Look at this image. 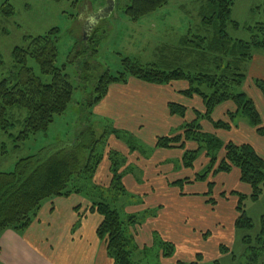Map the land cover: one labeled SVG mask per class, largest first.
I'll list each match as a JSON object with an SVG mask.
<instances>
[{"label":"trees","instance_id":"obj_1","mask_svg":"<svg viewBox=\"0 0 264 264\" xmlns=\"http://www.w3.org/2000/svg\"><path fill=\"white\" fill-rule=\"evenodd\" d=\"M167 3L168 0H131L123 12L129 21L135 23L155 13ZM233 5L234 0H206L198 12L205 37L199 38L197 42L183 39L179 50L162 54L160 59L152 64L142 65L136 60L124 58L121 61V71L117 75L107 72L99 78L95 85V95L89 104L96 105L105 96L108 86L126 83L130 77L154 85L185 81L189 87L182 94L188 98L198 96L203 100L205 112L202 118L210 122L215 129L229 130L231 124L215 122L211 115L217 106L230 101L234 104L235 111L228 113V118L231 121L235 117L245 118L259 135L264 136L262 117L252 98L242 91L250 62L254 57L264 55V19L252 27L241 28L238 22L232 19ZM1 14L9 17L12 11L8 8L1 11ZM230 30H244L250 34V38L246 41L235 39L230 35ZM24 41H28L27 47L16 48L12 53L14 69L19 72L17 75H11V79L16 81L13 82L10 78L0 81V132L8 133L14 126L13 122L20 123L22 130L12 139L15 144L26 142L31 136L47 131L55 117L66 112L75 90L70 77L64 72L65 68L55 66L57 46L52 33L25 38ZM88 43H93L92 37H87L86 42L82 44L83 54L89 59L97 51ZM74 53L76 56L73 59L81 71L79 79L86 80L88 75L84 74L89 72L90 62L86 59L85 62L82 59L84 63L79 62L81 53L78 50H74ZM28 59L39 65L41 73L51 77L49 84H42L33 76L32 69L27 67ZM253 84L264 98V80L254 79ZM15 109L19 113H26L22 121L15 120L12 112ZM168 110L171 115L180 118H183L186 112L184 106L174 103L168 104ZM98 142L100 139L90 137V144H84V137L80 132L72 142L51 144L40 150L37 155L19 160L13 170L0 172V236L6 230L23 232L46 200L68 197L83 191L81 187L78 188L77 183L74 185L72 182L77 176L90 177L94 172L100 160L94 153ZM187 142H194L197 148L184 152L182 162L185 168H192L202 151H205L209 159L202 173L195 175L196 181L204 182L210 174L229 173L233 168L239 170V180L250 188V193L230 194L238 201L234 228L235 232H252L254 224L246 214L243 203L247 199L257 202L263 192L264 159L247 144L229 142L221 145L215 137L203 132L196 120L183 125L180 135L158 138L156 147L185 149ZM17 147L18 145H15V148ZM222 149L224 155L219 160L218 155ZM115 167L112 170V183L122 192L121 178ZM186 183H189L187 179L178 180L174 185L183 189ZM208 189V195H211V182L208 183ZM208 204L213 206L215 201L210 199ZM90 211L101 218L97 237L105 243L113 264H136L132 241L125 232L126 226L134 224L135 218L129 217L127 221H123L117 210L104 201L92 203ZM260 225V232L254 238L247 234L242 239L243 244L253 251L255 260L260 248H264V216L260 219ZM252 240L258 245L252 247L254 249L249 247ZM161 244L163 257L172 256V244ZM220 251L221 254L224 253L223 247H220ZM200 261L201 256L197 255L196 261L189 264H199ZM259 264H264V261Z\"/></svg>","mask_w":264,"mask_h":264},{"label":"crops","instance_id":"obj_2","mask_svg":"<svg viewBox=\"0 0 264 264\" xmlns=\"http://www.w3.org/2000/svg\"><path fill=\"white\" fill-rule=\"evenodd\" d=\"M260 68H264V57H254L242 91L252 98L262 117L264 107L260 104H264V98L253 84L254 79L263 78L260 71L257 72ZM188 87L185 81L154 85L131 77L126 83L111 84L104 98L95 105L96 117L110 119L115 130L141 137L149 148L146 152H139L134 146L122 145L120 138L113 133L105 151L96 154L100 160L92 175L77 176L72 182L83 191L46 200L23 232L6 230L0 236V264H113L105 243L97 237L101 218L90 211L92 203L99 201L107 202L116 210L117 206L121 208L123 221L135 218L134 224L126 226L125 232L132 241L136 264L150 261L153 264H189L196 261L197 255L216 263L223 257L218 252L219 245L213 249L207 246L211 239L209 231L221 235L226 225L231 234L235 232L238 201L230 194L249 195L250 188L240 182V172L236 168L229 173L210 174L204 182L196 181L195 175L202 173L209 160L202 152L192 168L184 167L183 154L197 148L194 142H187L185 149L156 147L158 138L180 135L182 126L195 120L202 123V131L217 137L226 131L215 129L202 118L205 112L203 100L182 94ZM170 103L185 107L183 118L169 113ZM234 111L232 102H224L214 109L211 119L215 122L226 120L228 113ZM233 129L232 126L230 130ZM223 155L222 149L219 160ZM120 157L126 159L123 164H120ZM114 167L121 178L122 192L112 183ZM185 179L189 183L183 189L174 185V182ZM210 182L213 190L208 195ZM90 191H94L92 196H89ZM211 197L216 200L215 207L208 204ZM161 243L172 244V256L163 257ZM207 248L214 252V256L206 254Z\"/></svg>","mask_w":264,"mask_h":264},{"label":"rangeland","instance_id":"obj_3","mask_svg":"<svg viewBox=\"0 0 264 264\" xmlns=\"http://www.w3.org/2000/svg\"><path fill=\"white\" fill-rule=\"evenodd\" d=\"M107 1L0 0V81L9 78L13 82L16 81L14 78L11 79V75H17L19 72L14 69L12 53L16 48L25 49L27 47L28 41H24L25 38H36L52 33L57 46L55 66L60 69L64 67V72L70 77L71 84L75 86L68 109L63 115L55 117L47 131L31 136L26 142L19 144H15L12 139L17 137L22 130L20 123L13 122L14 126L8 133L0 132V172L13 170L19 160L33 157L51 144L72 142L80 132L84 137V144L89 143L90 137L100 139V142L95 145L94 153L97 155L105 151L106 145L109 144L108 138L113 133H116V136L120 138L122 145L134 146L133 148L139 152H146L149 148L148 143L141 137L133 136L130 132L120 129L115 130L110 119L101 120L96 117L95 105L89 104L95 95V85L105 73L109 72L115 76L121 71V61L127 58L124 57V54H128L142 63L150 62L147 64H152L154 59L157 58V61L162 54L166 55V53L179 50L183 39H187L188 42H197L199 38L205 37L206 34L204 30L202 31L198 12L206 0H168L166 6L135 23L129 21L123 12L131 0H113L114 11L112 14L101 19L99 24L87 34V37L93 38V43H88L89 46L97 51L88 59L87 55L83 54L82 46L84 23L98 13L99 9H103ZM8 8L11 9L12 14L9 17H4L1 11ZM232 19L238 22L241 28L246 29V27L254 26L255 23L264 19V0H234ZM54 31L56 32L53 33ZM229 33L233 38L243 41L250 38V34L244 30H230ZM74 50L81 53L79 62L82 59L90 62V70L84 74V76L88 75L86 80L79 79L81 71L78 70V65L73 59L76 56ZM258 56L264 57V55ZM27 67L32 69L33 76L39 79L42 84L51 82V77L41 73L40 67L35 61L28 59ZM259 71L263 75V78L260 79L263 80L264 68L257 69V72ZM262 105L264 107V104H260L261 107ZM261 111L264 118V108ZM12 112L16 121H22L26 117L25 112H20L21 115L16 109ZM232 121L228 116L226 120L222 121L231 124V126L229 130L221 133V136L207 134L215 137L221 145L229 142L250 145L264 159V136L259 135L245 118L235 117ZM262 121L264 124L263 119ZM201 124H199L200 127ZM232 126L234 127L233 131L230 130ZM227 134L230 135L226 137ZM15 145L18 147L15 148ZM202 152L205 153V151ZM197 159L193 165L196 164ZM119 161L120 164H123L126 159L120 157ZM262 190L257 202L247 199L243 203L246 214L254 224L252 232L236 231L231 234L226 225L221 235L209 231L208 236L211 235V239L208 240L207 246L209 249H213L215 245H219V253L221 252L220 247H223L224 253L222 254L224 256H220L221 258L216 263L208 261L206 256H202L203 263L201 264H259L264 261V248H260L259 255L255 260L253 251L242 242L244 235L248 234L254 238L260 232V219L264 216V186ZM184 192L188 191L184 190ZM93 193L94 191H90L89 196H92ZM105 196L108 197L107 193ZM213 200L216 205V200ZM117 210L123 218L122 209L117 206ZM257 246L253 240L249 243L251 248ZM209 249H204L206 254L214 256V252ZM148 264L153 263L150 261Z\"/></svg>","mask_w":264,"mask_h":264},{"label":"water","instance_id":"obj_4","mask_svg":"<svg viewBox=\"0 0 264 264\" xmlns=\"http://www.w3.org/2000/svg\"><path fill=\"white\" fill-rule=\"evenodd\" d=\"M114 11V1L113 0H108L106 2V6L103 9H99L98 13H96L93 17L88 19L84 23V34H83V42L85 43L87 40V34L89 31L92 30V28L101 20L104 18H107L112 14Z\"/></svg>","mask_w":264,"mask_h":264}]
</instances>
